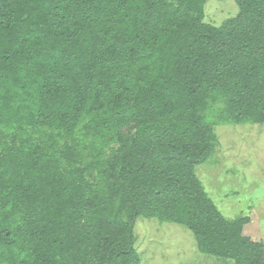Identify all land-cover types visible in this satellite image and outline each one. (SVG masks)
<instances>
[{
    "label": "trees",
    "instance_id": "16d2710c",
    "mask_svg": "<svg viewBox=\"0 0 264 264\" xmlns=\"http://www.w3.org/2000/svg\"><path fill=\"white\" fill-rule=\"evenodd\" d=\"M205 1L0 0V264H140L139 217L264 264L195 172L264 124V0L220 28Z\"/></svg>",
    "mask_w": 264,
    "mask_h": 264
},
{
    "label": "rangeland",
    "instance_id": "374dc122",
    "mask_svg": "<svg viewBox=\"0 0 264 264\" xmlns=\"http://www.w3.org/2000/svg\"><path fill=\"white\" fill-rule=\"evenodd\" d=\"M237 13L233 0H206L202 21L220 28ZM214 133V152L196 175L224 218L247 219L243 235L264 249V124L221 125ZM133 233L140 264H233L199 253L194 235L174 223L139 217Z\"/></svg>",
    "mask_w": 264,
    "mask_h": 264
}]
</instances>
